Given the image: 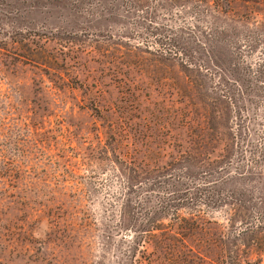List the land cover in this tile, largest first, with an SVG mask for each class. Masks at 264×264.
Listing matches in <instances>:
<instances>
[{
    "label": "rangeland",
    "instance_id": "rangeland-1",
    "mask_svg": "<svg viewBox=\"0 0 264 264\" xmlns=\"http://www.w3.org/2000/svg\"><path fill=\"white\" fill-rule=\"evenodd\" d=\"M236 246L264 264V0H0V264Z\"/></svg>",
    "mask_w": 264,
    "mask_h": 264
},
{
    "label": "trees",
    "instance_id": "trees-1",
    "mask_svg": "<svg viewBox=\"0 0 264 264\" xmlns=\"http://www.w3.org/2000/svg\"><path fill=\"white\" fill-rule=\"evenodd\" d=\"M169 51H171V49L169 48ZM176 52V51H175ZM223 140V150L224 149H228L232 143H231V138L228 137L227 139H222ZM257 155H253L251 158H250V167H254L257 163ZM174 212L176 213L177 210H173L171 213L174 214ZM200 216V211L198 210L197 213H192L191 216H189V218H187L191 223H188L187 227H182L184 229H188V230H192L193 228H196L198 227V222H196V218H198ZM252 216L251 215H247L245 217V220L243 221V223L245 224V226H242L239 231L240 232H254V233H257V232H260L261 230V224L263 222L262 219H257L256 221H254V217H252L253 219H249L251 218ZM186 218V217H184ZM178 224V223H177ZM176 224V225H177ZM175 224H173L172 222L169 224L168 226V232L169 233H174V237L173 239H176L175 235L179 232L176 233V229L178 227H176ZM163 228L162 226H160V223H158L157 221H154L151 225V230H157V229H160ZM176 228V229H175ZM183 232V231H182ZM153 233V232H152ZM185 233H182V236L183 238H185L184 235ZM221 234V233H220ZM224 235V233H222ZM227 234V232H226ZM225 234V235H226ZM219 236L216 235V236H212L209 238V241L211 243H215L217 241L216 237ZM228 236V235H226ZM181 242L185 245V241L184 239H181ZM156 246H158V248H163L164 250H173V244H172V241L171 239H169V241H161L160 243L157 242L155 243ZM191 249V248H190ZM230 252V251H229ZM216 254L215 258L213 257L214 255L213 254H207V261L210 263V264H214L215 262L217 263H221V264H242V262H244V258L242 257V253H241V248L239 246H236V249H235V252L232 254V255H229V253H225V251H219V252H216L214 253Z\"/></svg>",
    "mask_w": 264,
    "mask_h": 264
}]
</instances>
